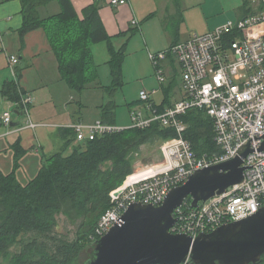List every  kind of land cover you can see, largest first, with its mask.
Returning a JSON list of instances; mask_svg holds the SVG:
<instances>
[{
    "label": "built area",
    "instance_id": "obj_1",
    "mask_svg": "<svg viewBox=\"0 0 264 264\" xmlns=\"http://www.w3.org/2000/svg\"><path fill=\"white\" fill-rule=\"evenodd\" d=\"M256 12L237 20H229L215 29L196 33L185 41L173 44L168 50L150 53L156 64L169 54L176 56L182 73L184 97L160 110L151 101L152 92L140 91L145 110L131 113L130 126L123 127L97 120L92 123L75 122L70 125L79 143L127 128L145 129L157 122L163 128L175 129L178 138L162 145L164 161L146 171L137 169L112 194V206L99 219L93 243L104 236L134 202L159 206L169 191L187 182L196 171L237 157L244 146L251 152L244 158V180L216 194L202 205L194 207L188 199L174 210V233L193 238L211 232L222 224L255 214L264 206V0H252ZM126 0H112L123 4ZM6 53L20 100L16 105L26 116L20 128H35L30 103L24 92L18 71L19 57L8 52L3 44L0 54ZM159 79L163 81L161 68ZM201 109L213 119L214 141L220 151L198 154L185 137L188 124L183 116ZM6 125L12 123L11 112L2 117ZM118 193V194H116ZM180 264H192L188 260Z\"/></svg>",
    "mask_w": 264,
    "mask_h": 264
},
{
    "label": "trees",
    "instance_id": "obj_2",
    "mask_svg": "<svg viewBox=\"0 0 264 264\" xmlns=\"http://www.w3.org/2000/svg\"><path fill=\"white\" fill-rule=\"evenodd\" d=\"M52 1L23 0L20 34L45 29L62 77L77 91L98 79L92 45L107 41L111 68V84L107 88L109 93L116 91L122 84L125 50L113 46L99 13L102 0H95L85 8L82 17L71 0H57L61 11L42 18L39 8ZM245 5L249 14L256 12L249 0ZM3 90L8 99L20 100L13 82L8 81ZM107 105L102 119L114 123V113L110 111L113 103ZM165 107V103L158 106L160 110ZM182 118L188 124L185 137L198 154L220 151L214 141L213 119L205 110H191ZM177 138L175 129L163 128L157 122L145 129L127 128L105 134L80 143L68 156L64 151L52 154L38 174L25 184L17 176V160L21 156L18 154L12 172L0 171V264H85L93 257L92 252L81 263L83 253L94 251L91 235L112 206V194L134 173L142 147ZM61 215L78 226L75 238L58 231ZM15 247L19 250L14 251ZM257 264H264V255Z\"/></svg>",
    "mask_w": 264,
    "mask_h": 264
},
{
    "label": "crops",
    "instance_id": "obj_3",
    "mask_svg": "<svg viewBox=\"0 0 264 264\" xmlns=\"http://www.w3.org/2000/svg\"><path fill=\"white\" fill-rule=\"evenodd\" d=\"M71 1L82 17L83 10L95 0ZM245 1L240 0L235 9L224 14L223 4L228 0H126L123 4L102 0L99 10L101 19L115 49L126 51V59L122 84L113 93H109L107 88L111 84V80L108 79L111 78L106 77L103 82L98 80L102 75L101 67L98 66L99 77L87 88L100 90L98 92L101 95L98 99L100 103L95 115L88 117L82 109L86 106L83 102L85 95L78 99V109L71 110L69 105H66L70 102L69 98L71 99L73 90L62 77L58 58L45 29L39 28L22 36L20 29L24 22L23 0H0V46L4 44L9 53L19 56L18 71L21 86L32 98L30 103L32 119L38 124L35 128H20L23 114L15 101L8 99L3 90L4 85L10 81L7 71L8 56L3 53L0 55V153L7 156L5 162H10V168H6L4 162V167H0V170L4 168L12 172L16 167V156L21 154V161L16 169L17 176L22 183L27 179L30 181L38 174L49 156L59 151H64L65 156H68L80 144L76 141L75 132L70 125L78 121L92 123L103 120L104 106H108V103H113L114 106L110 109L114 113L113 124L130 126L132 110L146 109L145 102L140 98V91L144 90L143 86L150 83L149 80L154 77L155 71L150 53L168 49L196 33L211 31L225 23L227 19V21L233 18L237 20L248 15ZM54 2L58 1L53 0L50 3ZM249 2L254 10L256 4L252 0ZM216 7L218 10L215 9ZM42 9L43 6L39 8L40 16L47 18L58 14L61 6L60 10L52 15L43 14ZM231 13L233 18L230 17ZM130 54L136 59L138 56L141 59V61L137 59L134 65V68L140 71L136 77L129 75ZM156 68H161L165 79L163 81L159 79L161 82L159 89H151V101L156 106L165 103L167 107L184 97L181 66L176 56L169 54ZM131 80H134V83H131ZM129 83L139 85L138 89H135L134 98H131L123 88L124 84ZM120 94L122 102L127 104L130 115V122L126 124L122 123L124 117L117 110L115 97ZM9 108L20 116L12 121L20 122L19 125L8 126L2 121L5 112L10 111ZM70 130L73 134H69Z\"/></svg>",
    "mask_w": 264,
    "mask_h": 264
},
{
    "label": "water",
    "instance_id": "obj_4",
    "mask_svg": "<svg viewBox=\"0 0 264 264\" xmlns=\"http://www.w3.org/2000/svg\"><path fill=\"white\" fill-rule=\"evenodd\" d=\"M251 151L246 145L237 157L196 171L187 182L172 188L159 206L130 204L120 222L95 242L93 257L85 264H180L187 260L192 264L261 262L264 206L253 215L222 224L196 238L171 231L176 223L174 210L186 199L191 197V205L198 207L243 182L245 166L242 164Z\"/></svg>",
    "mask_w": 264,
    "mask_h": 264
},
{
    "label": "rangeland",
    "instance_id": "obj_5",
    "mask_svg": "<svg viewBox=\"0 0 264 264\" xmlns=\"http://www.w3.org/2000/svg\"><path fill=\"white\" fill-rule=\"evenodd\" d=\"M238 3H240V0H228L227 3H224L223 4L224 9H225L224 14H227L230 10L235 9L237 7ZM215 9H217V7ZM59 10H60L59 3L54 2L53 4L48 3L47 5H45V7L43 6L42 12H43V14H46V15H52V14H54L55 11H59ZM221 17H224V16H221ZM230 17L233 18V13H231ZM227 20L225 22H227ZM232 20H236V18L235 19L233 18ZM199 33H202V32H199ZM108 45L109 44L107 41H102V42L95 43L92 45L94 63L97 66L101 67L100 73L102 75H101L100 79H98V80H102L101 82L105 81L106 77L111 78V68L109 65L110 51H109ZM168 49L161 50V51H166ZM157 52H159V51L152 52V53H157ZM2 54L3 53H1L0 55H2ZM132 54H133V56H135L134 53H132ZM13 55H15L16 57H19L18 54H13ZM133 56H131V54H130L129 59H128L129 75L136 77L140 74V71H137V69L134 68V65L136 64L137 59L140 61H141V59L139 56L137 59ZM125 57H126V51L124 53V60H123L122 67L124 66V62L126 59ZM7 59H8L7 71L9 74V79L12 80L13 75H12L10 65H9V58L7 57ZM152 65L154 66V71H155L154 77L152 76L153 78L149 80L150 83H146L143 86L144 89L147 91H151L152 88H158L159 89L160 83H161L159 80V75H158L159 70H158V68L155 69L156 64L153 61H152ZM177 76H178L177 78L179 79V74ZM110 80L111 79H108V81H110ZM130 82L134 83V80H131ZM123 86H124L123 88H125L126 92L129 95H131V98H134L135 97L134 96L135 89H138L137 87H139V85L129 83L128 85L124 84ZM72 90H73V93L71 94L72 97H71V99L69 98L70 102L66 103V105L68 104L69 108L71 110L78 109L77 101L80 98V96L85 95L86 98L83 100V102L86 103V106H85V108H82V109H84V112L87 114L88 117L94 116L96 108H97L98 104L100 103V101L98 100V99H100V96H101L100 93H98V92H100V90H97L94 88H92V89L87 88V89H84L82 91H77L75 89H72ZM154 96H156V95H154ZM157 96L159 97L160 93L157 94ZM121 97H122L121 94L115 97L117 104H118L117 110H118L119 114H122V117H124V119H123L124 121L122 123L126 124V123L130 122V115H129V112L127 109V104L122 102ZM10 112H11L12 121L15 119L17 120L20 117L19 115L13 113L12 109H10ZM31 115H32V112H31ZM25 122H26V116L22 115V124H24ZM123 127H125V126H123ZM167 140L158 141V142L153 143V144L144 145L141 149L140 154L136 157V161L134 163L135 171L136 172L139 171L137 169H142L143 171H146V169L148 170L153 165H158V164L162 163L164 161V155L162 152V145ZM21 157L18 158V160H17L18 163H20ZM6 158H7V156L5 154L0 153V167H4V162L6 161ZM5 167L10 168V162L9 163L5 162ZM2 169H4V168H1V170ZM8 171L9 170H6V169L2 170V172H4V173H10ZM27 182H28V179L26 181H23L24 184ZM77 228H78V226L76 224L75 225L71 224V222L64 215H61L59 217V228H58L59 232L65 234V235H68L71 238H75ZM13 250L16 251L19 249H17V247H15ZM92 252H93V250L90 249L87 252L83 253L82 258H81V263H83V262H85V260L89 259L92 256Z\"/></svg>",
    "mask_w": 264,
    "mask_h": 264
}]
</instances>
